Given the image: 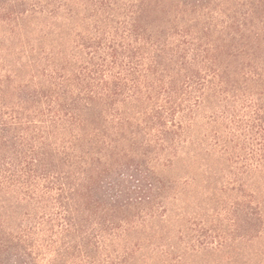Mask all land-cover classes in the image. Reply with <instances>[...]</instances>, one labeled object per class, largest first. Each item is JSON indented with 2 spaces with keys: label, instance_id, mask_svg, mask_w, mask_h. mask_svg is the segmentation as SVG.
Here are the masks:
<instances>
[{
  "label": "trees",
  "instance_id": "16d2710c",
  "mask_svg": "<svg viewBox=\"0 0 264 264\" xmlns=\"http://www.w3.org/2000/svg\"><path fill=\"white\" fill-rule=\"evenodd\" d=\"M0 264H264V0H0Z\"/></svg>",
  "mask_w": 264,
  "mask_h": 264
}]
</instances>
